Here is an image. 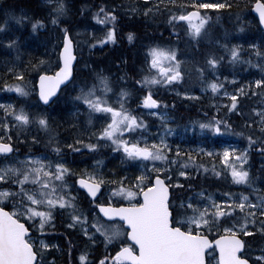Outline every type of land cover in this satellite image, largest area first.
Instances as JSON below:
<instances>
[{
    "label": "snow or ice",
    "instance_id": "snow-or-ice-1",
    "mask_svg": "<svg viewBox=\"0 0 264 264\" xmlns=\"http://www.w3.org/2000/svg\"><path fill=\"white\" fill-rule=\"evenodd\" d=\"M118 7H98L93 19L104 25L106 31L101 37H94L89 47L116 41ZM232 7L231 0H151L142 9L133 6L130 10L133 13L142 11L145 16L149 13L153 16L164 14L174 36H179L178 29L183 22L185 33L198 41L208 34L213 20L205 10ZM256 9L260 23L264 24V2L257 0ZM69 11L68 0H44L42 16L13 15L0 23V33L6 32L8 20L12 19L18 24L30 23L33 32L46 29L50 24L59 30L61 36L54 48V63L44 57L36 58L34 64L29 61L23 66L8 60L3 64V73H0V91H14L19 94L18 99L28 98L27 103L19 106L11 99L7 102L0 100V161L5 162L0 166V264H44V250L51 245L40 237L36 238L39 240L37 244L29 233L37 218L38 230L43 233L46 223L50 224L54 219V214L63 212L69 216L67 226H79L91 244L96 243L99 233L106 245H118L119 250L114 255L102 257L97 264H211L217 250L215 264H252V257L245 253L251 251L248 240L257 234L264 237V189L255 187V177L250 175L247 164L250 149L255 145L259 144L257 150L264 152V65H256L261 69L260 78L242 84L234 94L227 90L222 93L230 97L227 111L240 112L246 117L247 146L242 149L226 146L222 150H194L201 155L218 156L226 167L222 173L213 165L212 173L216 176L223 174L232 184L247 186L248 190L223 192L216 199L211 194L205 196V191L200 189L186 199H178L170 188H182L184 185L179 180L175 181V185L171 183L174 170L176 175L187 178L200 169L208 171L191 151H184L178 145L173 148L166 139L173 129L166 122L167 114L159 110L164 101L157 98L156 88L168 86L175 89L178 82H184L185 72L182 61L177 59L178 50L171 46H149L143 75L136 80V84L141 86L138 95L140 104L144 108L157 109L147 114L159 117L163 127V134L159 130L153 134L149 131L150 125L144 119V113L128 106L129 91L120 88L115 93L116 100L109 102L107 95L113 92V88L107 75L91 70V80H77L79 45L68 24L61 22ZM128 39H133L132 33H128ZM0 43L19 51L17 39L5 37ZM221 46L229 51V59L233 63L241 59L239 45H232L231 48L227 44ZM250 47L264 57V51L257 45ZM222 59L208 54L204 63L215 72ZM197 72L202 79L204 68L197 67ZM26 74L35 83L30 85ZM235 79L233 77V82ZM61 85L64 88L72 85L76 91L74 102L81 107L86 106L87 110V126L76 132L71 143L60 140L56 117L52 114V106L61 99L58 95L62 93ZM204 87L217 93L224 85L213 79ZM249 94H258L260 100L259 106L250 109L251 115H246L238 97ZM178 95L195 97L190 90L178 92ZM96 113L103 114L95 117L99 127L93 123ZM30 126L47 134L51 152L25 154L21 160L17 144L21 134ZM200 129L245 136L243 131L235 132L224 117L213 116L200 123ZM30 140L34 144L40 143L36 135H30ZM104 146L121 153L123 160L138 161L139 174L131 178L121 176L111 179L87 168L74 171L62 159L65 148L80 154L82 149L95 153ZM189 166L194 171L186 170ZM188 188L193 189V185L189 183ZM80 190H85L84 197L89 205L98 209L102 217L91 207L88 210L81 207ZM116 197L122 200L113 203ZM116 217L128 226L126 230L122 231L113 222L112 218ZM26 221H33V224L29 225ZM213 230L216 238L210 239ZM88 256L86 251L80 253L78 259L81 264H89ZM255 264H264V247L259 249Z\"/></svg>",
    "mask_w": 264,
    "mask_h": 264
},
{
    "label": "trees",
    "instance_id": "trees-1",
    "mask_svg": "<svg viewBox=\"0 0 264 264\" xmlns=\"http://www.w3.org/2000/svg\"><path fill=\"white\" fill-rule=\"evenodd\" d=\"M112 1L114 0H68L70 11L67 17L61 18V22L67 23L72 31H74V28L79 29L82 27H91L92 29L96 30L101 24H99L97 20L93 19V15L100 5H105L106 7L117 5V3H111ZM140 1L141 0H138L137 2L140 3ZM231 2L233 7L230 9L205 10L208 11L209 15L213 17L208 34L203 38L198 39V41L192 40L191 37L187 35V40L185 41L182 37L186 36L184 33L182 35L179 34V36L171 35L172 27L167 24L166 16L164 14L157 15L158 17L156 18H153L155 16L151 14L148 16L147 20L142 21L140 20L142 18L136 17L137 14L130 10L135 5H133L134 2L131 3L129 1V3L124 7H118L116 10L118 22L116 25L117 39L115 42H105L104 44H95L93 47H89V45L93 44L94 40H83L85 45L90 49V54L88 56L86 55L87 64L85 63L88 67L82 66V55L80 53L79 41L76 36H74V39L79 45L77 50V57L79 61L76 70L77 80L80 81L83 78L91 80L93 75L91 70L102 72L109 77L111 86L113 88V92L108 93L107 95L109 102H113V99H116L115 93L119 92L120 88H124L131 93L128 106L136 109L137 112H142L145 109L143 108V105L140 104V100L138 99L141 86L136 84V80H138L140 76L143 75V69L145 68L144 62L146 56L148 55L146 52V49L149 47L148 41L158 31L157 29L147 30L148 28H142V25L147 27L150 23L152 24L151 26L154 27L159 23H163V30L160 32L164 31L165 35L158 36L157 41L152 45H159L165 48L169 46L175 47L178 50L177 56H180L179 50L184 49L188 52L189 57L191 58L192 54L193 58V65L191 64V69H188L187 71L186 67L182 66V70L184 72L186 71L183 83L178 82L175 89L168 86H157L156 88L158 93L157 98L164 101V104L159 106V109L168 112L169 108L171 112V117L169 116L171 121L170 126L176 135L172 139L173 148H175L176 144L186 140L195 142L198 147L202 145L203 147L207 148L213 146L214 142H221V138L217 139L216 137H213V132L208 129H205L204 136H201V134H199L198 137L195 136L200 130V123L207 122L213 116H216L217 118L224 117L228 119L235 132L243 131L247 133L248 129L246 127L240 126L236 121L235 115L227 112V109H225V112L221 113L220 115H216L214 114V111L212 112V110H209L210 108H207L209 105L208 102L212 103L210 99L202 98L195 100L193 98H185L174 94L175 90L180 92L185 90L195 91L202 87V85L200 87L199 85L203 81H208L209 77L212 78L215 75H219L224 70L229 71V68L237 74H243L244 67L242 64L239 62L233 63L229 59V51L224 49L221 45L227 44L229 48H231L232 45H239V56L241 58L243 57L246 48L251 49L250 45L255 44L260 47L264 45V34L259 28V25L251 12L252 7L257 2V0H231ZM16 3L21 4L19 9L23 7L27 12L30 13L34 10L33 16L43 15L44 0H0V10L6 11L8 8H12V4ZM1 17L6 18L4 16ZM245 20H248L249 23L245 24ZM0 22L3 23L4 21L0 19ZM14 23L15 21L13 22L8 20V28L10 31L6 30L5 34L2 36H9L10 38L14 39L16 37H24L28 32H30V29H23L21 33L17 32V29L13 26ZM49 26H47L46 29H48ZM46 29H39L34 33L41 37L47 32ZM57 32H59V30ZM128 33L133 34V39L131 41L128 39ZM142 33L143 36H149L148 41L146 38L141 36ZM34 39L37 41V37L35 35ZM217 41H219V43H217ZM185 43L187 44L186 46H184ZM5 48L6 47L4 44L0 43V53ZM208 54H215L217 57H223L215 72L208 68L204 63ZM83 60L85 61V56H83ZM1 67L2 63L0 62V70ZM197 67L204 68L202 79L197 72ZM33 83H35V81ZM69 89L70 87L67 88L63 94H66ZM0 100L7 102V100L1 96ZM18 102H20V99ZM67 102L69 101L67 100ZM242 111L246 115H250V110L248 107L242 109ZM243 117L246 118L244 115ZM144 119L148 121L150 128L162 130V125L157 124V122L152 117L144 116ZM184 127H191L186 136H183L179 132V129L181 130ZM42 133L41 139L43 140L47 137V134H45V137L43 138ZM230 135L235 134L230 133ZM179 137H183V140H179ZM42 149L44 152H46L48 148L42 147ZM192 149H194V147H188L185 151H191ZM106 151L107 150H104V152H102L100 148L95 153L90 151L86 152V155L89 156L87 161L93 164H96V162L103 164L105 160H109V163H112V158L106 153ZM114 153L120 155L118 152ZM192 153L196 156L199 163L204 164L208 168V171L205 172L204 169H200L199 172H194V175L190 178L180 177L175 174V179L179 180L180 183L184 185V187H177L175 190H172L173 188H171V192L178 199H186L189 194H194V191H198L200 189H203L206 195L211 194L219 198L223 192L237 191L234 189L235 186L231 183L230 179L225 178L223 174L221 176H216L212 173L211 169L213 165H215L218 171L223 173L224 167L219 160V157L202 156L196 152ZM19 159L22 160L24 158L23 156L19 155ZM257 161L258 158L254 160V163L256 164ZM120 162L123 165V171H128L134 163V161L123 160L122 158L120 159ZM4 163V161H0V166H3ZM7 163H12V161H8ZM186 170L194 171L192 166H189ZM251 175L255 177L254 169L252 170ZM262 179H264V174ZM189 183L193 185V189L188 188ZM240 191L247 190L238 188V192ZM79 195L82 196V200L80 197L81 207H83L85 210H88L91 207L92 210L96 212L94 206L89 205L88 200L84 197V194L79 193ZM114 201L117 202L116 199H114ZM65 222H70L68 213H56L54 214V219L50 222V224L46 223L45 231L43 233H39L45 237V234L54 227H62L64 233L62 238H55L54 236L50 240L53 242L51 249L55 250L54 244L59 243L64 254H62L61 257L58 255L51 256L52 253L49 252L47 256H44V264H48L50 261H54L55 264H81L78 257L82 251H86L89 254V264H97V262L102 257L108 256V248L103 242V239L100 237L99 233H97L99 236L97 240L98 244L94 247H91V245L85 239H83L78 232H76V230L81 232L79 226L76 228H71L67 231L65 229ZM28 224L32 225L30 223ZM32 229H34V226ZM33 231L34 236H37L36 231ZM209 236L211 238H216L215 230H213ZM247 243L250 245L251 251L246 252V255L252 257V263L255 264V257L253 256V253L258 255L259 249L264 247V237H261L258 234L254 235V237L251 240H248ZM115 246L116 247H113L111 250L112 255H114L115 251L118 250V245L115 244Z\"/></svg>",
    "mask_w": 264,
    "mask_h": 264
},
{
    "label": "rangeland",
    "instance_id": "rangeland-1",
    "mask_svg": "<svg viewBox=\"0 0 264 264\" xmlns=\"http://www.w3.org/2000/svg\"><path fill=\"white\" fill-rule=\"evenodd\" d=\"M129 1L133 3V5H135L136 7L142 9L143 7H146L149 3H151V0H141L140 3L137 2L138 0H114L111 3H117V5L119 7H124L126 4L129 3ZM19 7H21V4L16 3V4H12V8H8L6 11H2L0 10V19L2 21L5 20V18L1 17H9V16H13V15H28V16H33L34 10L32 8L33 11L27 12L23 7L21 9H19ZM136 17H140L142 19V21L147 20L148 16L151 15V13H149V15L145 16L142 12H135ZM158 17L157 15L153 18ZM10 21H15L12 19H9ZM1 23V22H0ZM249 23L248 20H245V24ZM142 25V24H141ZM152 24L149 23V25L146 27L145 25H142V28H148L149 29H157V33L154 34L148 41V37L149 36H143V33L141 34L142 37L146 38L147 41L149 42V46H151L154 42L157 41L158 36L160 35H165V32H160L161 30H163V23H159L156 26H151ZM248 25V24H247ZM13 26L17 29V32H20L23 29H30V32L27 33L26 36L24 37H16L14 39L18 40V44H19V51L10 49V48H5L1 51L0 53V62L2 63V67L0 72L3 73L4 69H3V64L8 61V60H14L16 61V63L20 66L26 65L29 63V61H31V63H35L36 58L39 57H44L45 59H51L52 62H55V57H56V52L54 51V48L56 46V44H58L60 42L61 36L59 35L60 33L57 32L58 29L53 28L51 25L48 27V29H46V33L44 34V36H37L32 29L30 28V23L24 22V23H17L15 21V23L13 24ZM9 30V28L7 29ZM20 30V31H19ZM10 31V30H9ZM106 31V28L104 25H100L99 27H97L96 30L92 29L91 27H85V28H74L73 35L76 36V38L79 41V45H80V53L82 55V66L85 67L87 64V60H86V55L88 56L90 54V49L89 47H87L85 45V42H83V40H90L93 39L94 37H101L103 35V32ZM179 34L182 35L183 33H185L184 27H183V22H181V25L178 29ZM160 32V33H159ZM0 40H3L5 37L2 36L5 33H0ZM34 35L37 37V41L34 39ZM183 39L186 41L187 40V34L186 36H182ZM8 38H10L8 36ZM107 42V41H106ZM187 44L185 43L184 46H186ZM251 49H248V51H246V55L244 57V59L242 60V64L245 65L247 67V72L248 71H256L257 72V76L258 78L261 77V69L256 67L257 64H261L264 65V58L257 55L255 51H250ZM263 50V49H262ZM179 54L180 56H177V59H180L182 61V66L186 67V70L188 71V69H191V64L192 63V54H191V58L188 55V52L185 51L184 49L179 50ZM83 56H85V61L83 60ZM17 57H19L17 59ZM249 61H251V63H249ZM86 63V64H85ZM164 66L166 67L167 64L166 62L164 63ZM155 71V70H154ZM186 72V71H185ZM228 77L227 80H225L224 78ZM233 77H235V81L233 82ZM26 79L28 81V83L31 85L34 81L26 74ZM213 79H217V82H223L224 88L221 89L220 91H218L217 93H213L212 90L210 88L205 89L204 85L206 82H209ZM254 80L253 78H251L249 75H246L244 77V79L242 78V74H237L236 72H234L232 69L229 68V71H223L221 72V74L219 75H215L212 78L209 77L208 81L205 80L203 81L199 87L202 85L201 88L195 90V91H191L195 94V97L192 96H182V95H178V92L175 90L174 94H176L177 96H181V97H185V98H193L195 100L198 99H210L212 103L208 102V107L210 108L209 110H212V112L214 111V114L216 115H220L221 113L225 112V109H227V105L230 102V97L228 96H224L222 93L224 90H227L230 93L235 92V89L239 88L242 84H246L249 81ZM69 92V93H68ZM68 94H63L61 96V99L58 101V103L54 106H52V114L56 117V122H57V132H59V138L62 142L64 143H71L72 142V138L75 136L76 132L83 129L85 126H87V110H86V106L81 107L80 104L74 102V97L76 95V91L73 90V86H71V88L68 90ZM66 95V96H65ZM0 96L5 98L7 101L9 99H11V101H14L17 106H19L20 104H24L28 102V98H24V97H20V102H18V96L19 94L15 93L14 91L9 92V91H0ZM67 100L69 102H67ZM116 99H113V101H115ZM238 100H241L243 105L245 107H248V109L250 110L252 107L254 106H259V100L260 97L257 94L256 96H253L251 94H249L247 97H238ZM245 100V101H244ZM32 102L34 103L35 100L34 98L32 99ZM213 106V107H212ZM219 107V111L217 110V108ZM144 108V107H143ZM213 108V109H212ZM79 109V111H78ZM145 110H143L142 112L144 113V116H150L147 113H149L148 110H146V108H144ZM160 110V109H159ZM164 113L167 114L166 117V122L167 124L170 126L171 121H170V117H171V112L168 108V112L165 110H160ZM228 112V111H227ZM232 115H235L236 121L240 126L246 127L245 126V118L243 117V115H240V112H236V113H231ZM249 114L251 115V113L249 112ZM103 115L102 113H96L93 119V123L95 124L96 127H99V123L96 121L95 117H99ZM203 115V114H200ZM170 116V117H169ZM156 122L157 124H161L159 117H154L151 116ZM254 118V117H253ZM76 126V127H73ZM171 127V126H170ZM191 128V127H190ZM190 128H182L181 130L179 129V132L183 135L186 136V134L189 132ZM91 130V129H90ZM163 134V127L162 130L160 129H153V128H149V131L153 134H156L157 132ZM42 130H37L34 126H30L27 131L23 132L21 134V138L20 141L18 142L17 146L19 148H21V152L20 155L23 156L25 154H40V153H44L42 147L44 148H48L47 152H51L50 148L47 145V137H45L46 133H42ZM41 133L43 134V140L41 139ZM199 134H201V136L205 135V129L204 130H199L196 133V137L199 136ZM227 134L230 133H222V134H217V133H212L213 137H226V146H235L238 149H242L244 147L247 146V139L244 138V140L242 141V139L240 137L236 138V141L229 139V136ZM30 135H36L37 139L40 141L39 144H34L31 142L30 140ZM175 132L172 131L171 135H167L166 139L168 141V143L172 146V139L175 137ZM14 141H15V137H13ZM179 140H183V137H179ZM95 142V141H93ZM182 144V145H180ZM179 146L182 150H186V148L188 147H194V149H192V152H195L194 150L197 148H201V149H206V150H214L212 148L207 149L206 147H203L202 145L198 147V145L193 142V141H189L186 140L184 142L178 143L176 144V146ZM256 149L255 151H252V149H250L249 152V161L247 166L249 167L250 170V175H251V170H255V187L258 189H264V179H262L263 174H264V152H260L257 149L260 147L259 146H255ZM216 149V148H215ZM223 149V148H222ZM220 149V150H222ZM104 150H107L106 153L112 158V163H109V160H105V162L103 164H93L89 161H87V159L89 158V156H87L86 152H88V150L86 149H82L80 154H76L73 153L71 150L65 148L63 150V156L62 159L67 162L68 166L71 167L74 171H81L85 168L91 170V171H96L99 173H102L105 177L111 178V179H117L121 176H126V177H133L134 175H138V169L140 167L139 162L138 161H134V163L132 164V167L128 170V171H123L124 169H122V163L120 162L121 159V153H119L120 155H118L117 153H114L112 151V148L110 146H104L101 148V151L104 152ZM116 154V155H115ZM52 156L54 157L55 154H52ZM202 156H207V155H202ZM84 158V159H83ZM86 158V159H85ZM258 158V161L256 162V164L254 163V160H256ZM159 163V162H157ZM255 164V165H254ZM226 167V166H225ZM230 175V173H229ZM69 179L71 180L72 177H69ZM175 181H177V179H175V170L173 171L172 174V179H171V183L173 185H175ZM128 181L126 180L125 183H127ZM169 182V181H168ZM238 187H244L247 188V186H241V185H235ZM77 187V186H76ZM105 187H108L107 185ZM178 186H175L173 189L175 190ZM235 190H237L236 192H238V188L234 187ZM248 189V188H247ZM207 196V195H205ZM81 197L82 200V196L79 195V198ZM216 199H218L217 197H215ZM117 201L122 200V198L116 197L115 198ZM114 202V201H113ZM30 224H33V221H26ZM69 223L65 222V229L68 231L71 228H69L67 225ZM121 230L123 231V227L120 226L119 224H117ZM39 218H37V220L35 221L34 224V230L37 233V236H35L33 238V240L36 241V243H39V240H37V237H40L41 239H43L46 243L50 244L51 246L53 245V242L50 241L51 238H53L55 236V238H62L64 235L62 227H54L53 229L49 230L46 234L45 237H43L42 235H40L39 233ZM38 231V232H37ZM76 232L79 233V235L85 239L90 245L91 247H94L95 245L98 244V241H96L95 244H91L86 237L83 236V233H81L80 231ZM97 237L99 238V236L97 235ZM98 240V239H97ZM55 243V242H54ZM55 250L51 249V247H49L48 249L44 250V256H47L49 252L52 253L51 256H60L63 253V250L61 249V245L59 243H55ZM107 246V251H108V255H112L111 250L113 247L115 246V243L112 245H106ZM118 247V246H117ZM262 248V247H261ZM97 250V249H95ZM253 256L256 257L257 255H255L253 253ZM215 256L213 255V259H212V264H215ZM255 260V258H254ZM48 264H55L54 261H50Z\"/></svg>",
    "mask_w": 264,
    "mask_h": 264
},
{
    "label": "water",
    "instance_id": "water-1",
    "mask_svg": "<svg viewBox=\"0 0 264 264\" xmlns=\"http://www.w3.org/2000/svg\"><path fill=\"white\" fill-rule=\"evenodd\" d=\"M252 14H253V16H255V17L258 19V21H259V23H260V16H259V12H258L257 9H256V4H255V6H254V8H253V10H252ZM260 25H261L262 29L264 30V24L260 23ZM77 60H78V58H77ZM63 88H64V85H61V90H62ZM58 95H60V93H58ZM147 109H148V108H147ZM148 110H149V111H156L157 109H148ZM78 187L80 188L79 185H78ZM83 191H85V190H83ZM100 215L103 216L102 213H100ZM104 219L107 220V219H109V218H104ZM112 220H113V222L118 221V222L122 223L126 229L128 228V226H127L126 224H124V223L121 221V218L116 217V218H112ZM29 235L31 236L32 233L30 232ZM242 251H243V250H242ZM217 254H218V250H217ZM127 263L130 264V262H127Z\"/></svg>",
    "mask_w": 264,
    "mask_h": 264
},
{
    "label": "bare ground",
    "instance_id": "bare-ground-1",
    "mask_svg": "<svg viewBox=\"0 0 264 264\" xmlns=\"http://www.w3.org/2000/svg\"><path fill=\"white\" fill-rule=\"evenodd\" d=\"M261 2H263V0H261ZM255 4H256V3H255ZM255 4L253 5V7H252V9H251V12H252V10H253ZM76 70H77V69H76ZM71 86H72V85H69L68 88H69V87L71 88ZM66 89H67V88H63V89H62V93H60V96L63 95V92H64ZM77 188L79 189L78 186H77ZM172 190H174V189H172ZM80 193H81V194H84V191H83V190H80ZM96 212L98 213V209H96ZM98 214H99V216H101L100 213H98Z\"/></svg>",
    "mask_w": 264,
    "mask_h": 264
},
{
    "label": "flooded vegetation",
    "instance_id": "flooded-vegetation-1",
    "mask_svg": "<svg viewBox=\"0 0 264 264\" xmlns=\"http://www.w3.org/2000/svg\"><path fill=\"white\" fill-rule=\"evenodd\" d=\"M255 146H259V144L255 145ZM255 146L252 148V151H255V149H256ZM102 199H103V198H102Z\"/></svg>",
    "mask_w": 264,
    "mask_h": 264
}]
</instances>
